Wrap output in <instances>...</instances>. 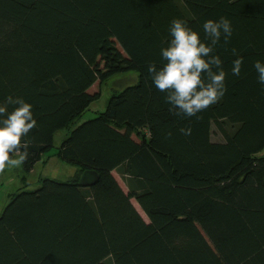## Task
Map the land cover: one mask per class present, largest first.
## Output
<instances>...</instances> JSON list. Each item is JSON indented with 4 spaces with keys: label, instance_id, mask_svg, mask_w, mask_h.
I'll return each mask as SVG.
<instances>
[{
    "label": "trees",
    "instance_id": "trees-1",
    "mask_svg": "<svg viewBox=\"0 0 264 264\" xmlns=\"http://www.w3.org/2000/svg\"><path fill=\"white\" fill-rule=\"evenodd\" d=\"M221 17L233 28L214 50L227 92L199 118L177 116L148 66L163 65L173 19L206 40L203 24ZM257 60L264 0H0V102L23 98L37 120L22 141L23 178L44 156L78 168L66 182L42 179L13 195L0 214V264H264ZM131 71L136 84L113 90L104 112L76 126L100 97L91 90ZM212 125L223 141L212 139ZM62 129L70 135L47 155ZM119 168L128 192L113 174ZM85 170L98 172L95 185L79 184Z\"/></svg>",
    "mask_w": 264,
    "mask_h": 264
},
{
    "label": "clouds",
    "instance_id": "clouds-1",
    "mask_svg": "<svg viewBox=\"0 0 264 264\" xmlns=\"http://www.w3.org/2000/svg\"><path fill=\"white\" fill-rule=\"evenodd\" d=\"M171 40L161 49L163 65L158 69L155 63L148 66V72L156 88L165 92L169 109L180 117H198V114L218 103L226 94V75L219 55L214 54L223 37L227 45L233 34L231 22L226 17L218 21L207 20L203 24L206 40L193 30L183 19L170 23ZM234 56H239L235 48ZM243 58L233 61L232 74L239 76ZM254 68L258 83L264 86V62L257 60ZM9 106L13 107L9 112ZM33 106L23 98L7 96L0 102V173L7 167H19L29 156V143L22 141L37 127ZM184 135L191 134V128H181ZM170 135V134H169Z\"/></svg>",
    "mask_w": 264,
    "mask_h": 264
},
{
    "label": "rangeland",
    "instance_id": "rangeland-1",
    "mask_svg": "<svg viewBox=\"0 0 264 264\" xmlns=\"http://www.w3.org/2000/svg\"><path fill=\"white\" fill-rule=\"evenodd\" d=\"M136 74V75H135ZM138 81V72L131 71L127 73L116 74L113 77H110L103 81V85L97 84L91 91L100 90V97L92 102L91 106L86 110L81 118L77 120V125L93 119L99 113L104 112L106 106L112 97L111 94L113 90L118 89L122 90L128 85H134ZM212 139L216 141H223L222 135L218 132L217 127L212 125ZM70 135L68 129H62L56 133L53 141V148L47 153L54 154L57 152L58 148L61 146L62 141ZM48 158V159H47ZM47 159L46 162L44 160ZM44 160L40 161L34 166L31 173H26V177L23 178L22 174V165L16 168L7 167L4 172L0 173V214L5 206L11 201L13 195L20 191H34L37 190L41 185H43L42 179H52L55 181H64L72 179L74 174L78 171V168L72 163H68L61 158H58L54 155L50 157L44 156ZM115 178L118 179L122 188L129 191V183L127 176L122 174V168L116 169L113 171ZM131 202L134 203L139 213L142 214L144 219H147L146 213H143L140 205L135 200L131 199Z\"/></svg>",
    "mask_w": 264,
    "mask_h": 264
},
{
    "label": "water",
    "instance_id": "water-1",
    "mask_svg": "<svg viewBox=\"0 0 264 264\" xmlns=\"http://www.w3.org/2000/svg\"><path fill=\"white\" fill-rule=\"evenodd\" d=\"M98 180L99 174L97 171L85 170L79 178V184L82 187H89L95 185Z\"/></svg>",
    "mask_w": 264,
    "mask_h": 264
},
{
    "label": "crops",
    "instance_id": "crops-1",
    "mask_svg": "<svg viewBox=\"0 0 264 264\" xmlns=\"http://www.w3.org/2000/svg\"><path fill=\"white\" fill-rule=\"evenodd\" d=\"M38 163H39V162H38ZM38 163H37V164H38Z\"/></svg>",
    "mask_w": 264,
    "mask_h": 264
}]
</instances>
